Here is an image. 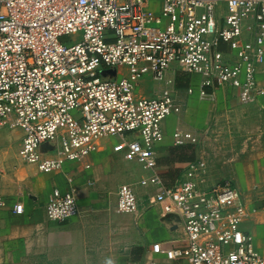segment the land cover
<instances>
[{
    "label": "built area",
    "instance_id": "2783aa9c",
    "mask_svg": "<svg viewBox=\"0 0 264 264\" xmlns=\"http://www.w3.org/2000/svg\"><path fill=\"white\" fill-rule=\"evenodd\" d=\"M250 15L256 32L245 41ZM263 60L264 0H0V130L21 131L19 160L43 175L85 160L108 140L115 154L149 173L140 186L158 188L155 203L163 220L183 230L184 244H155L147 264H264V252L239 229L245 208L236 188L205 184L199 164L165 186L155 156L162 122L182 111L173 65L200 78L201 97L228 87L245 100L260 95L256 68ZM147 76L158 91L140 98ZM185 91L193 95L194 86ZM174 139L178 146L197 140L181 129ZM67 183L45 207L50 222L79 213L71 178ZM5 203L0 197V208ZM22 210L13 206L14 214ZM138 211L133 189L121 185L116 213Z\"/></svg>",
    "mask_w": 264,
    "mask_h": 264
},
{
    "label": "crops",
    "instance_id": "0c3cea01",
    "mask_svg": "<svg viewBox=\"0 0 264 264\" xmlns=\"http://www.w3.org/2000/svg\"><path fill=\"white\" fill-rule=\"evenodd\" d=\"M226 14V2L218 5L217 19ZM256 24L250 15L243 22L242 38L253 41ZM220 52L231 57L229 48ZM178 94H184L185 114L162 122L163 139L155 148L158 172L165 186L180 180L190 164L202 167V179L213 186L228 183L238 190L245 208L239 229L250 235L255 249L264 252V60L256 68L260 95L241 99L239 91L228 87L207 89L199 96L200 78L190 77L176 65L171 67ZM181 86L180 88L176 86ZM194 86V94L186 91ZM157 85L145 77L136 95L153 98ZM182 108L180 99L178 100ZM196 137L190 146L191 161L165 164L175 144L177 130ZM0 130V145L20 136L13 155L0 147V264H147L156 255L155 244H184L183 230L163 220L154 196L158 188L141 187L150 176L135 162L125 161L111 147L103 146L81 162L64 163L48 175L26 172L18 157L22 133ZM9 130V129H7ZM3 132V133H2ZM114 140L113 142H116ZM182 145V146H185ZM26 172V173H25ZM67 178L76 191L78 215L65 223L50 222L45 207L54 190H69ZM121 185L134 191L139 211L136 215L116 213L117 192ZM23 206L20 215L13 206Z\"/></svg>",
    "mask_w": 264,
    "mask_h": 264
},
{
    "label": "rangeland",
    "instance_id": "374dc122",
    "mask_svg": "<svg viewBox=\"0 0 264 264\" xmlns=\"http://www.w3.org/2000/svg\"><path fill=\"white\" fill-rule=\"evenodd\" d=\"M63 41H66V39H63ZM115 75V74H114ZM177 99L179 100H181V101H183V103H182V111H181V113L179 114V115H175V116H177V117H182L183 118V116H184V114H185V111L187 110H185V102H184V100L186 99V97H184V94L180 91V93L178 94V92H177ZM177 100V101H178ZM179 102V101H178ZM173 117V116H172ZM172 117H169V118H167V119H170V118H172ZM166 119V120H167ZM4 133L6 132V133H10V132H14L15 133V131L14 130H2ZM2 132V133H3ZM19 138H20V136H12L11 137V141H9V143H6V144H4V146H3V148H2V146L0 145V147H1V149H6V152L8 153V152H10L12 155H13V153H15V151H16V149H17V147H15V145H16V143H17V141L19 140ZM104 144H103V146H106V147H111V142H109V140L108 141H105V142H103ZM102 146V147H103ZM25 168V171L26 172H31V173H36L35 171H36V169L34 168V167H32V166H28V167H24ZM35 170V171H34ZM25 172V173H26ZM39 173V172H38ZM39 174H41V173H39ZM42 175V174H41Z\"/></svg>",
    "mask_w": 264,
    "mask_h": 264
},
{
    "label": "trees",
    "instance_id": "16d2710c",
    "mask_svg": "<svg viewBox=\"0 0 264 264\" xmlns=\"http://www.w3.org/2000/svg\"><path fill=\"white\" fill-rule=\"evenodd\" d=\"M180 88L181 86H176ZM191 151L190 146H176L170 150V156L165 159L163 162L165 164H172L173 162H183L191 161L192 158L188 156V153Z\"/></svg>",
    "mask_w": 264,
    "mask_h": 264
}]
</instances>
